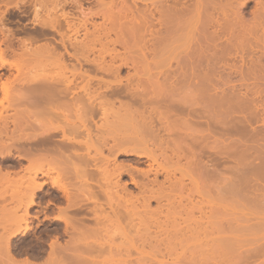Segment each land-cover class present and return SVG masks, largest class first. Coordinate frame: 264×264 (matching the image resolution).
I'll use <instances>...</instances> for the list:
<instances>
[{
	"label": "bare ground",
	"instance_id": "1",
	"mask_svg": "<svg viewBox=\"0 0 264 264\" xmlns=\"http://www.w3.org/2000/svg\"><path fill=\"white\" fill-rule=\"evenodd\" d=\"M82 1L0 0V7L5 9L32 6L34 20L51 27L53 34L59 37L58 46L54 44L52 48L43 44L32 51L22 41L25 50L18 56L15 53L16 58L13 49L0 47V66H7L18 75L3 80L0 77V263L5 260L6 264H18L13 258L10 239L18 234L20 237L31 235L42 225L47 228L49 240L42 264H235L231 242L236 233L235 220L223 221L225 216L221 214L226 212L219 210V202L225 200L221 197V167L224 155L229 153L226 157L235 159L232 171L235 176L225 183L224 191L232 199L239 195L242 202L245 200L246 205L253 206L256 211L254 218H246L247 214L241 217L243 223L258 219L264 222V55L256 54L260 50L258 47L257 58L247 56L244 49L249 40L245 44L238 34L243 32L245 40L247 32L255 35L264 25L263 21V25L258 24L257 19L264 17L255 16L254 10L251 16L254 13L253 18L257 17L253 19L256 23L252 18L250 21L243 19V13L239 12L243 3H238V7L234 0H224L227 5L221 3L223 0L220 2L226 10L218 5L219 1L216 4L217 0H193L196 6L191 8L190 0H187L189 4L183 0H161L168 5L158 3L164 7L160 5V12L153 8L159 7L157 2L148 1L150 5L155 4L152 12L157 18L154 17L153 24L149 9L152 20L144 14L145 23L141 17L142 21L137 18L141 21L137 25L130 17L129 27L123 8L128 0H89L93 8L85 7V10L81 9ZM262 3L258 4L264 7ZM259 5L257 8L261 7ZM75 6L79 8L81 19L72 23L74 21L69 19L73 14L66 13L65 9ZM195 7L202 11L199 13ZM224 11L229 12L230 18L234 15L235 26ZM260 11L262 13V9ZM42 12L45 20L40 21ZM53 13L58 15L50 17ZM96 17L102 19L100 24L93 23ZM136 17L138 15L133 18ZM2 21L1 17V38L5 40L13 33L3 27ZM148 21L151 24L146 26ZM233 26L235 33L238 31L240 35L235 34V47L230 39L222 41L223 36L233 31ZM81 31L83 38L80 40L76 35ZM125 34L130 40L136 36L137 42H131ZM138 42L142 50L150 45L147 47L152 48L150 53L156 48L159 51H154L157 59L159 53L164 58V53L173 49L172 45L177 50L184 48L178 54L183 55L173 60L177 70L175 66L173 71L170 68L165 71L163 67L169 65L171 53L167 57L169 60L159 59L160 65H155L164 71L155 75L148 74L146 69L141 71L136 62L140 61L142 50H139L138 59L133 55L135 50L131 53L130 48H136L134 43ZM132 44L135 47L130 46ZM231 46L235 48L234 99L220 97L224 84L220 86L221 77L217 73L220 62L228 60L220 58ZM173 50L174 53L176 49ZM9 52L15 58L13 62L5 59ZM40 57L44 61H38L39 66L32 64ZM165 61H169L168 64ZM248 62L253 67L246 66L248 70L245 71L244 65ZM47 67H55L57 74L46 72ZM123 67L132 70V73L127 71L124 78L121 77ZM231 68L226 71L232 72ZM40 70L44 73H39ZM149 70L151 73L152 68ZM228 79L224 80L231 83V78ZM185 82L191 83L192 94L190 86L189 91L187 86L181 89ZM179 88L180 96L176 94ZM182 91L186 94L183 98ZM188 94L194 97L191 99ZM64 99L68 107L70 104L69 108L81 105L77 110L79 115L74 116L75 121L60 116L64 121L56 125L54 109L57 102L64 103ZM233 100L234 110L240 115L235 116V123L228 128L235 129L238 138L235 143L231 140L230 147L226 145L228 152L224 154L226 149L221 148L220 141L223 138L218 136L225 129V121L222 126L221 119H228L230 115L223 114L224 118L220 119V111L227 108L225 105L229 107ZM115 102H118L116 109ZM9 110L13 114H6ZM96 117L99 123L94 120ZM254 124L259 126L252 129ZM129 185L133 191H129ZM206 188L214 195V201L208 195L212 201H208L210 205L203 200L208 194H205ZM47 190L53 199L42 206ZM8 192L15 195L10 198L11 207H7L3 196ZM152 204H155L154 209H151ZM20 208L23 213L16 214ZM107 230L113 232L108 234ZM223 234L228 235L222 237ZM59 238L65 239L61 243ZM249 251H245L246 255L242 253L244 256L238 264H249L251 257L264 256V243Z\"/></svg>",
	"mask_w": 264,
	"mask_h": 264
},
{
	"label": "rangeland",
	"instance_id": "2",
	"mask_svg": "<svg viewBox=\"0 0 264 264\" xmlns=\"http://www.w3.org/2000/svg\"><path fill=\"white\" fill-rule=\"evenodd\" d=\"M86 1H87V3H86ZM124 1V0H123ZM129 1H130V3H129ZM134 1V2H133ZM140 1V2H139ZM146 1V0H145ZM143 2V0H128V5H127V1H126V3L124 4V13H125V16H127V21L125 20V23L126 22H128L129 23V27L131 26V24H132V21L133 20H135V23L137 24V25H140V22L142 21L141 19H143V22L145 21L144 20V18L142 17V16H144V14H145V16L144 17H147L148 16V18L150 17V15H149V13L151 14V16L153 17H150L149 19L150 20H152L151 22H152V24H153V22H155V19L157 18V15L156 16H154L155 15V13H153L154 12V10H155V12H157V10L159 9L160 10V5L162 4L163 6H165V5H168V4H165L163 1L161 2V0H160V2H158V0H147L146 2ZM148 1H150V3L151 4H153V3H155V2H157V3H155L156 5H158V3H161V4H159L158 6L159 7H157V8H155V7H153L154 8V10L152 9V6H154V5H150V3L148 2ZM184 1H186V4H189V3H187L188 1L187 0H183V2ZM191 1V4H189V7L191 6V7H194V5L196 4V3H192V2H194V1H196V0H190ZM218 1H219V3H218ZM222 0H217V2H216V4L218 3V5H220V6H222L223 7V4H225V5H227V2L226 1H224V2H221ZM236 3H235V2ZM233 1V4L235 3L238 7H239V5H240V3H243V4H241L240 6H242L243 5V7L241 8L240 7V10H239V12H241V13H243L242 15H243V19L245 18V20H247L248 18H249V21H250V19L252 18V20L254 19L253 18V15H254V13L256 14L255 16H258L259 14H260V16L261 17H264V12H263V10H264V7H263V5H259L258 3L259 2H263L264 3V0H234ZM241 1V2H240ZM259 1V2H258ZM220 2L221 3H223L222 5L220 4ZM255 2H257V3H255ZM85 3V4H84ZM238 3H239V5H238ZM262 3V4H263ZM90 4V5H89ZM130 4V5H129ZM146 4H147V6H146ZM193 4V5H192ZM259 5V6H261L260 8H259V12H258V8H257V5ZM127 5V6H126ZM131 5L132 6H134L133 8L131 7ZM151 7V8H149V6ZM162 5H161V8L163 9L164 7H162ZM224 5V6H225ZM235 5V9L237 10L238 8H237V6ZM256 5V6H255ZM92 6V7H91ZM126 6V7H125ZM128 6H130L129 7V9H128ZM144 6V7H143ZM188 6V5H187ZM196 6V5H195ZM254 6L256 7L255 9H254ZM76 7V6H75ZM74 7V8H75ZM88 9L89 7H91V8H93V5H92V1L90 2L89 0H84V1H82V6H81V9H86V8ZM139 7H140V9H139ZM141 7H143V10H142V8ZM190 7V8H191ZM227 7V6H226ZM13 8V9H12ZM70 9V8H66L64 11L66 12V13H71V14H73V15H71L70 16V21L72 22V21H76V22H78L79 20L78 19H81L80 17V15H79V13H80V11L78 10L79 8L78 7H76L75 9ZM125 8H127V10H129V11H125ZM131 8V9H130ZM148 8V9H147ZM189 8V9H190ZM218 8H219V6H218ZM224 8V7H223ZM223 8H221V10L223 9ZM24 9V10H23ZM70 10V12H68V10ZM132 9H133V11H132ZM149 9H151V11L148 13V11H149ZM193 9V8H192ZM195 10H197L199 13L202 11V9L200 8H194ZM227 9V8H226ZM225 8H224V10H226ZM256 9H257V11H256ZM260 9H262V13H261V11H260ZM6 10V12H4ZM8 10V11H7ZM72 10H74V12L72 11ZM135 10V11H134ZM141 10H142V12H141ZM147 10V11H146ZM158 10V12H160ZM254 10H255V12H254ZM19 11V12H18ZM21 11V12H20ZM131 11V12H130ZM139 13H138V12ZM153 11V12H152ZM162 11V10H161ZM251 11H253L254 13H253V15L251 16V14H252V12ZM1 12H3L2 14H1ZM26 12V13H25ZM60 12V11H59ZM58 12V13H59ZM64 12V13H65ZM127 12V13H126ZM144 12V13H143ZM194 12V11H193ZM224 12H226V14H227V16H229V12L228 11H224ZM224 12H222V13H224ZM238 11H237V14L239 13ZM246 14H245V13ZM256 12H258V14L256 13ZM24 13V14H23ZM132 13V14H131ZM135 13V14H134ZM143 14V15H139V14ZM147 13V14H146ZM241 13H239L240 15H241ZM34 12H33V7L32 6H28V5H25L24 7L23 6H21V7H19L18 9H16V8H14V7H10V8H8V9H5L3 6H1L0 7V16L2 17V23H3V27L5 28V29H7V30H9L10 29V31H11V33H13L12 34V36H8V40L7 39H3V38H1V37H3L2 36V33H1V31H0V40H4L5 42H4V44L2 43V45H0V47H1V49H6L7 47H10V50L11 49H13L12 51H13V54H14V57L17 55H19V54H21V52L22 51H24L25 50V48L23 47V42L25 41V45H26V48H28V50L30 49V51H32V50H36L37 49V47H40V46H43V44L44 45H51L50 47H54L55 45L56 46H58V44H57V41H58V39H59V37L56 35V34H53L54 33V31L53 30H50L51 29V27H49L48 28V25H47V27H45L43 24H41L42 22H37V21H35L34 20ZM42 14V15H41ZM40 14V18L41 19H39L40 21L43 19V20H45V13L44 12H42ZM54 14V13H53ZM53 14L50 16V17H56L58 14H54V16H53ZM60 14V13H59ZM129 14V15H128ZM194 14H195V12H194ZM217 14H219V12L217 13ZM238 14V15H239ZM263 16H262V15ZM131 15V16H130ZM136 15H138V17H136V19H134L135 18V16ZM219 15H221V17L222 18H226V17H224L225 15L224 14H219ZM224 15V16H223ZM239 15V17H241ZM42 16V17H41ZM234 16V15H233ZM231 17L230 18V16H229V18L231 19V21H232V23L234 22L235 23V18L234 17ZM254 16V17H255ZM0 17V18H1ZM44 17V18H43ZM132 18V21H131V18ZM134 17V18H133ZM142 17V18H141ZM154 17H155V19H154ZM217 17H218V15H217ZM221 17H219V19H221ZM259 17V16H258ZM4 18V19H3ZM76 18V19H75ZM137 18H141L140 20L141 21H138L139 19H137ZM152 18V19H151ZM257 17H255V19H256ZM129 19H130V22H129ZM146 19V21H147V18H145ZM243 19H240V21H245V20H243ZM254 19V20H255ZM253 20V21H254ZM72 22V23H76V22ZM93 23H95V24H100L101 22H102V19L100 18V17H96V18H93ZM192 21V20H191ZM190 21V23H192ZM195 21V18L193 17V22ZM249 21H247V23H249ZM252 21V22H253ZM257 23L258 24H262V21H263V23H264V18L263 19H261L260 17H259V20L257 19ZM142 22V23H143ZM156 22H157V20H156ZM246 22V21H245ZM133 23H134V21H133ZM141 23V24H142ZM145 23V22H144ZM149 23H150V21H148V22H146V26H148L149 25ZM233 23V25L235 26V24ZM254 23H256L255 21H254ZM36 24V25H35ZM38 24V25H37ZM151 24V23H150ZM155 25H156V23H154ZM193 24V23H192ZM40 25H42L41 27H40ZM154 25V29H156L157 27ZM263 25V24H262ZM233 26V31H234V33H232V32H228L229 34H228V36H223L222 37V41H225L226 39L227 40H231L232 41V43L234 44V47H235V34H236V36H240V35H238V34H241V39H243V42L246 44V42L249 40V43L251 44V45H253V46H251L249 43L246 45V47H245V49H244V51H245V54L247 55V56H249V57H251L252 55H254L252 58L254 59V57H256L257 58V56H256V54H260V56L261 55H264V25H263V27L261 28V29H257L258 31H255V35H254V33L253 32H251V33H253V34H251L250 32V34L247 32L246 33V40H245V36H244V33L243 32H241V33H238L237 34V32L235 33V27ZM0 27H2L1 26V23H0ZM48 28V30L46 29L45 30V28ZM90 27V25H88V27L87 28H89ZM65 27H63L62 28V31L64 32L65 31V29H64ZM91 29V31H92V28L90 27L89 28V30ZM263 30V31H262ZM41 31V32H40ZM61 31V30H60ZM61 31V32H62ZM262 31V32H261ZM258 32V33H257ZM42 33V34H41ZM56 33V32H55ZM127 33V32H126ZM232 33V34H231ZM47 34V35H46ZM127 34H129V35H127ZM127 34H125V37H126V35H127V37H129L130 36V33L128 32ZM52 35V36H51ZM83 31H81L80 32V34H77L76 36H77V39H82L83 38ZM134 35H137V34H134ZM244 37H243V36ZM253 35V36H252ZM256 35H258L260 38L262 37V36H260V35H263V37H262V39H260L258 36H256ZM75 36V37H76ZM113 36V35H112ZM111 36V37H112ZM255 36V37H254ZM12 37V38H11ZM126 37V38H127ZM231 37V38H230ZM259 38V40H256V39H258ZM134 39L133 40H135L136 41V39H137V37L135 36V37H133ZM139 38V37H138ZM236 38H239V37H236ZM255 38V39H254ZM32 39H34L33 41H32ZM128 39V38H127ZM130 39H131V36H130ZM130 39H128V40H130ZM3 40L2 41H0V42H3ZM10 40V41H9ZM133 40H130L131 42L133 41ZM262 40V41H261ZM23 41V42H22ZM30 41V42H29ZM32 41V42H31ZM134 41V42H135ZM231 41H230V43H231ZM251 41H252V43H251ZM258 41V43L260 44V45H258V43H256ZM10 42H11V44H10ZM137 42V41H136ZM261 42H263L262 44H261ZM27 43V44H26ZM51 43V44H50ZM53 43V44H52ZM139 43L140 42H138V44L137 43H134V44H136V48H132V47H130V46H133V47H135V45H130L129 47L132 49V52L131 53H133V51H134V53H136V54H133V55H136L137 56V58L139 59V57H140V61H138V59H137V61L139 62H136L137 63V66H139L140 65V68L142 69L141 71H143V70H145L146 72H149L148 74H153V75H155L154 73H156V72H158V71H164V69H165V71L167 70V69H169L170 68V71H173V68H174V66H175V69L177 68L176 67V64L174 65V61L173 60H175V57L177 58V57H181L182 55H183V53L181 54V55H178L181 51L183 52V50H184V48H180V49H178V50H180V51H178L177 50V48H174L173 46L174 45H172L171 46V48H173V49H176V51L173 53L172 52V50L173 49H171L170 50V52H168L169 50H166L167 52H168V54L165 52L163 55H164V58L162 57V54H160L159 53V56H158V58L159 59H163V60H165L167 57H169V56H171V53L173 54V56H171L170 58H167L166 60H169L170 61V63H169V65H167V66H163V67H166V68H164V69H162V70H160L159 68H157V66H155V65H160V61H159V59H157V54H156V52L158 51H156V48H154V50H153V54L152 53H150L151 51H152V48L151 49H147V47L149 46L150 47V45H148L147 47H146V49L144 48L143 50H146V51H144V53H143V50L140 48V47H143L142 46V44H140L139 45ZM148 43H150V42H148ZM147 43V44H148ZM231 43V44H232ZM254 43H256V44H254ZM1 44V43H0ZM55 44V45H54ZM146 44V45H147ZM255 45V46H254ZM158 45L156 44V47H157ZM248 46H249V48H248ZM257 46V47H256ZM140 49H139V48ZM155 47V46H154ZM161 47V46H160ZM159 47V48H160ZM255 49H254V48ZM259 47V49L260 50H258V49H256V48H258ZM162 48V47H161ZM230 49H228V51H226V52H224L223 54H224V56L222 55V58H220V60H222V59H224L225 57H227V58H225V60L226 59H228V60H226V61H223V62H225V63H221L220 62V64L218 65V67H219V69H218V77L220 78L221 77V82H220V86L222 85V83L224 84V86L223 87H221V90H222V93H220V97H228V98H231L232 97V99H234L235 97V48H233L232 46L231 47H229ZM157 49H158V47H157ZM183 49V50H182ZM247 49V50H246ZM261 49H262V51H261ZM57 50H59L58 49V47H57ZM57 50H55L57 53H58V51ZM116 50H118V51H122V49H120L119 47H116ZM137 50V51H136ZM139 50H142V52L141 51H139ZM148 50V51H147ZM258 50V52L256 53V51ZM154 51H156V52H154ZM174 51V50H173ZM225 51V50H224ZM243 51V52H244ZM248 51H249V53H248ZM55 52V53H56ZM60 52V51H59ZM139 52H141V54L139 53ZM148 53V55L146 54V53ZM159 52V51H158ZM231 52V53H230ZM247 52V53H246ZM15 53H16V55H15ZM149 53H150V55H149ZM228 54V55H225V54ZM252 53V54H251ZM256 53V54H255ZM263 53V54H262ZM141 55V56H139L138 57V55ZM146 56H145V55ZM152 54V55H151ZM232 54V55H231ZM234 54V55H233ZM7 55L8 56H6L5 57V59H7L8 60V62H13L14 61V59L17 57H13V55L12 54H10V52L9 53H7ZM9 55H11V56H9ZM132 55V57L131 58H133L134 60H135V58L136 57H134ZM161 55V56H160ZM178 55V56H177ZM153 57V58H152ZM162 57V58H161ZM224 57V58H223ZM91 58H92V55H91ZM174 58V59H173ZM143 59H145L144 61H142ZM152 59V60H151ZM154 59V60H153ZM232 59V60H231ZM248 59V58H247ZM44 61V58H39V59H37L35 62H33L32 64H36V66H39V65H37V63H38V61ZM162 60V61H163ZM261 60H263V59H261ZM136 61V60H135ZM161 61V62H162ZM169 61H165V63L166 62H169ZM231 61V62H230ZM157 62V63H156ZM158 62H159V64H158ZM176 62V61H175ZM141 63H142V65H141ZM148 63H150V64H148ZM164 63V62H163ZM163 63H161V64H163ZM163 64V65H166V64H168V63H166V64ZM172 63V64H171ZM228 64V66H227V64ZM262 63L264 64V62L262 61ZM139 64V65H138ZM145 65V66H144ZM153 65H154V67H153ZM231 65V66H230ZM31 66H34V65H31ZM128 66H130V65H128ZM148 68H147V67ZM224 66V67H223ZM225 66H227V67H225ZM249 67V68H251V66L252 65H250V63L248 62V64H245L244 65V70L246 71V69L248 70V68H246L245 69V67ZM52 67V66H51ZM144 67V68H143ZM173 67V68H172ZM234 68V69H232V68ZM253 67V66H252ZM50 67H47L46 68V72L48 71H50V73H52V71H53V73L52 74H55L58 70H56V68L55 67H53V68H50ZM139 68V69H140ZM152 68V71H151V73H150V70L149 69H151ZM155 68H157V69H159V70H155ZM171 68H172V70H171ZM229 68V69H228ZM230 68H231V71L232 72H227L228 70H230ZM243 68V67H242ZM130 68H128V67H123L122 68V72H121V77H125L126 75H127V71H129L130 73H132V70L130 69ZM148 69V70H147ZM155 71H154V70ZM174 69V70H175ZM226 69H227V71H226ZM252 69V68H251ZM39 70V69H38ZM177 70V69H176ZM175 70V71H176ZM41 71H43V70H40L39 71V73H42ZM56 71V72H55ZM144 71V72H145ZM220 71V72H219ZM224 71V72H223ZM242 71H243V69H242ZM27 72V71H26ZM26 72H24L25 74H26ZM43 73H44V71H43ZM220 73H221V75H220ZM223 73V74H222ZM24 74V75H25ZM57 74V73H56ZM5 75H7V76H5ZM10 75H11V77H10ZM15 75H17L16 74V71L14 70V72H13V69H8V67L7 66H4V67H2V66H0V77H1V79L3 80V79H5L6 77H10V78H12V76L14 77ZM226 75H228V76H226ZM26 76H27V74H26ZM97 76H101L100 74H98ZM17 77H18V75H17ZM25 76H22V78H20V76H19V78L20 79H23ZM227 77H229V79L231 80H229ZM26 78V77H25ZM226 80V79H228V81H230L231 83H227L224 79ZM18 79V78H17ZM222 79H223V81H222ZM1 80V81H2ZM105 80H110V78H108V77H105ZM219 80V81H220ZM173 81L174 80H171L170 81V83L172 82L173 83ZM234 81V82H233ZM161 82V81H160ZM159 81H158V83H160ZM224 82H226L228 85H226V83H224ZM160 84H162V83H160ZM183 84H186V82L185 83H182V86H181V89L183 90V86H187V90H188V87L189 88H191L192 89V91L191 92H189V93H193V88H192V85H190L191 83L190 82H188L186 85H183ZM17 84H15V87H17L16 86ZM173 85V84H172ZM58 86H60V85H58ZM61 87V86H60ZM230 87H231V89L233 90V88H234V90L232 91L231 89H230ZM19 88V86L16 88V89H18ZM228 88V89H227ZM186 89V87L184 88V90ZM226 89V90H225ZM185 90L186 91V93H188V91L190 90ZM233 92V94L231 93V91ZM179 91H181L180 90V88H179V90H177V93H176V91H175V89H174V92L176 93V94H179V96H180V92ZM228 91H230V94H229V92ZM16 92V91H15ZM172 92H173V90H172ZM226 92H228V93H226ZM174 93V94H175ZM172 94V93H171ZM176 94H175V96H176ZM182 95L184 94V92L182 91V93H181ZM186 95V94H185ZM185 95H183V96H181L182 98L185 96ZM222 95V96H221ZM224 95V96H223ZM231 95V96H230ZM178 95H177V97H179ZM187 96H190L189 94L187 95ZM172 97H173V94H172ZM180 97V98H181ZM191 97V96H190ZM189 97V98H190ZM194 96H192L191 97V99L193 98ZM65 100V99H64ZM195 100H197L198 101V99H196L195 98ZM194 100V101H195ZM60 101V100H59ZM63 101V100H62ZM196 101V102H197ZM64 103H62L61 101L60 102H57V105H59L60 103H62V105L60 106H58L59 108H58V110L56 109V107H57V105L55 106V109H54V113H55V115H56V113H57V115H59V117L56 115V120H55V123H56V125H60V123L62 122V118L60 117V116H63V118H68V119H70V120H76V117L74 118V116H77V114L79 115V113L77 112V110H78V107H80L81 105H79V103H78V107H76L75 105H77V104H75L74 106L72 105V107L71 108H69L70 107V104H69V107H68V105H67V102H66V100L65 101H63ZM232 102V101H231ZM233 102H234V105H233ZM233 102H232V104L230 103L229 104V107L231 108V109H229V107H228V105H225V107H227V108H224L225 110L223 111L222 109L223 108H221V111H223V112H221L220 111V114L222 115V117L220 116V119L221 118H224V115H225V117H226V115L227 114H229L230 115V117H228V119H226V118H224V119H221L222 120V122H223V124H222V126L224 125V121H225V125L223 126L225 129H223V127L221 128V129H223V131H220L221 132V135L219 134V136L218 137H220V136H222V137H220V138H223V139H220V141L223 143H221L222 145H221V148L224 146L225 147V149H226V151H224V149H223V151H224V154L226 153V152H228L227 150V148H228V144H230V142H232V141H234V143H235V140H237V136L234 134L235 133V129H230V128H228V126H229V124H230V126L229 127H231L232 125L231 124H234L235 123V116H237V117H239V115L238 114H236L237 112H235V100H233ZM198 103H200V101L198 102ZM63 104H65V106L63 105ZM115 109L117 108V106H118V102L116 103L115 102ZM231 105V106H230ZM233 106V107H232ZM114 109V106H113V110H115ZM229 109V110H228ZM110 111H111V109H109V111H108V113H109V115H110ZM229 111V112H228ZM231 111V112H230ZM76 112V113H75ZM224 112H226V113H224ZM13 114V111L11 112V110H9V112H7L6 114ZM231 113V114H230ZM224 114V115H223ZM9 115V116H10ZM109 115H108V117H109ZM111 116V115H110ZM61 118V119H60ZM98 117H96L94 120H96ZM110 118V117H109ZM234 119V120H233ZM99 120V119H98ZM98 120H96V122H98ZM224 120V121H223ZM227 120V121H226ZM64 121V120H63ZM59 124H58V123ZM95 122V121H94ZM232 122V123H231ZM99 123V122H98ZM228 124V125H227ZM253 126V125H252ZM251 126V128L253 129V128H255V127H258L259 125L258 124H254V126L252 127ZM226 127L228 128V129H230V130H227L226 129ZM225 130H227V131H225ZM233 131V132H232ZM229 133V134H228ZM233 137V138H232ZM232 140V141H231ZM226 145H228V146H226ZM223 147V148H224ZM230 147V146H229ZM226 156H230L229 155V153H226L225 155H224V159H223V161H222V163H223V165H222V175H221V177H222V181H221V185H222V187H223V191H222V193H221V197H223V199H225L224 200V202L223 203H221V202H219V210L221 211V212H223L224 211V213L226 212V214H221L222 216L224 215L225 217H223V221H225V220H229V219H234L235 220V223H234V221H233V223L235 224V234L233 235L234 237V239L231 241L232 242V246H233V249H234V251L232 252V257L235 259V264H238L239 263V261L241 260V258H243V254L242 253H244L245 251L247 252H250L249 250H254L255 249V247L256 248H258L259 246H261L263 243H264V222H261V221H258V220H254L253 222H250V223H248V224H246V223H243V218H244V216L247 214V216H245L246 218H254V217H256V211H254L255 209H254V207L253 206H247L248 205V203L245 201V200H243V202H242V200L240 199V197H239V195H237L236 196V194H235V198L233 197V199L231 198V196H229L228 197V195L229 194H227V191L225 192L224 191V187H226V185L227 184H225V183H228V181L230 180V179H232V176H235V174H234V172H232L233 171V167L235 168V162H233V161H235V159L234 158H231V157H226ZM226 158V159H225ZM10 161H13L11 158H10ZM1 162V161H0ZM4 166H6V163L5 162H3L2 163ZM232 164V165H231ZM234 165V166H233ZM224 166V167H223ZM227 166V167H226ZM230 166V167H229ZM229 167V168H228ZM230 168H231V170H230ZM235 170V169H234ZM230 171V172H229ZM232 172V174H230ZM234 174V175H233ZM224 178V179H223ZM235 178V177H234ZM233 178V179H234ZM50 185H47V187H49ZM128 189H129V191H133V187L132 186H128ZM207 189V191L205 192V194L206 193H208L207 195H206V199L203 197V200L206 202H208V201H210V202H212V201H214L213 199V196H212V193H210V192H208V189L209 188H206ZM209 191H211V190H209ZM47 194H45L44 195V198H43V201H42V203H43V205H44V203H46L48 200H50V199H53L52 198V194H49L50 193V190H47ZM204 194V195H205ZM210 194V195H209ZM208 195H209V197H212V201H211V199L210 198H208ZM3 196H5V199H6V205H7V207H11V205H13V203L12 202H10V198H12V196H15V195H12L11 194V192H8L6 195H3ZM17 196V195H16ZM18 197H20V195H18ZM238 197V198H237ZM227 198H231L233 201L235 200V203L232 201V200H230V199H228L227 200ZM210 199V200H209ZM223 199H221L220 198V200H223ZM227 200V202L225 203V201ZM230 200V201H229ZM232 201V202H231ZM246 203H245V202ZM1 203H2V201H0ZM49 202V201H48ZM206 202V203H207ZM238 203V205H237V203ZM209 203V202H208ZM221 203V204H220ZM211 203H209V205H210ZM241 204V205H240ZM247 204V205H246ZM155 204H152V208L151 209H154L155 208V206H154ZM208 205V204H207ZM240 205V206H239ZM241 206H242V208H241ZM50 208L52 209L53 207H52V205L50 206ZM253 208V209H252ZM37 209V208H36ZM35 209V210H36ZM252 209V210H251ZM223 210V211H222ZM106 211H109V209L108 208H106ZM15 212H17L16 214H22L23 213V209L22 208H20V209H18V210H16ZM253 213V214H252ZM230 214H232V215H230ZM235 215V216H234ZM239 215V216H238ZM229 216H232L233 218H231V217H229ZM227 217V218H226ZM241 217H243V218H241ZM226 218V219H225ZM238 218V222H236V219ZM242 219V221H240L241 219ZM43 219V216L41 215V217H40V220H42ZM240 219V220H239ZM222 221V223L223 224H225V222H223ZM241 223H240V222ZM256 221H258V222H256ZM260 222L262 223L261 225H260ZM36 223H37V221L35 220L34 221V226H36ZM256 223H258V224H256ZM255 224V226H257V225H260V227L258 228V227H254L253 225ZM252 225V226H251ZM1 226V225H0ZM250 226V227H249ZM237 227H239L238 229L240 230V229H243V230H241V231H237L238 229H237ZM242 227H248L247 229H244V228H242ZM107 229V228H106ZM110 229H112V228H110ZM1 230V229H0ZM113 231H114V229H112ZM112 230H110L109 232H108V230H107V232H108V234H110V232L112 231ZM112 231V232H113ZM2 231H0V233H1ZM47 228L45 227V226H42V225H40V226H38L36 229H35V231H34V233L33 234H31V235H29L28 237H20L19 236V234L18 235H16V236H14V237H12L11 239H10V243L12 244V245H14V244H24V246H26V245H28V243L26 242V244L24 243L25 242V240H29V243H31V244H36L38 247H32L31 248V251H32V255L33 256H29V255H27V253H25V250H24V252L22 253V254H20V255H18V256H16V260L18 261L17 263L19 264L20 262H21V264L22 263H26V262H30V263H32V264H42L43 262H44V260H45V257H46V252L43 254V253H41V254H39V253H35V250H40V245L42 244L43 246L45 245V244H48V240H47ZM228 234H226V235H222V237L223 236H227ZM263 238V239H262ZM51 239V238H50ZM65 238H59V241L62 243V240H64ZM42 242V243H41ZM257 242H259V243H257ZM44 248V247H43ZM27 250V249H26ZM226 251V250H225ZM224 251V252H225ZM246 252L244 253L245 255H246ZM240 253H241V255H240ZM248 254V253H247ZM243 255V256H242ZM23 257H27V259H23V260H19V258H23ZM263 259H262V258ZM251 259H253V257H251L250 259H249V264H264V256H258V258L256 257V259H253V260H251ZM248 264V263H247Z\"/></svg>",
	"mask_w": 264,
	"mask_h": 264
},
{
	"label": "flooded vegetation",
	"instance_id": "3",
	"mask_svg": "<svg viewBox=\"0 0 264 264\" xmlns=\"http://www.w3.org/2000/svg\"><path fill=\"white\" fill-rule=\"evenodd\" d=\"M48 202V201H47ZM47 202L46 203H44V205H42V206H45L46 204H47ZM43 204V203H42ZM29 235H27L26 237H28ZM26 242L28 243V245H26V246H24V244H14V245H12V249H13V258H14V260L15 261H17L16 260V256H18V255H20V254H22L23 252H24V250H25V253H27V255H29V256H33L32 255V251H31V248L32 247H38L36 244H31V243H29V240H25V244H26ZM42 243V242H41ZM43 244V243H42ZM40 245L39 247H40V250L38 251V250H35V253H39V254H41V253H45L46 251H47V245L49 244V240H48V244H45L44 246L43 245ZM44 247V248H43ZM27 249V250H26ZM23 259H27V257H23V258H19V260H23ZM2 263H0V264H6L7 262L5 261V260H2L1 261ZM12 264V263H11Z\"/></svg>",
	"mask_w": 264,
	"mask_h": 264
}]
</instances>
